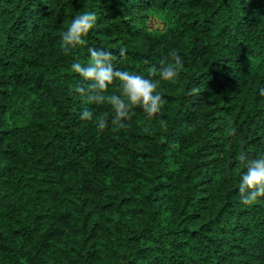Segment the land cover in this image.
<instances>
[{"label": "trees", "instance_id": "16d2710c", "mask_svg": "<svg viewBox=\"0 0 264 264\" xmlns=\"http://www.w3.org/2000/svg\"><path fill=\"white\" fill-rule=\"evenodd\" d=\"M83 12L96 25L66 54ZM90 47L145 78L177 51L156 118L97 131L111 108L71 69ZM261 89L264 0H0V264H264V197L239 196V155L264 156Z\"/></svg>", "mask_w": 264, "mask_h": 264}, {"label": "clouds", "instance_id": "9594fccd", "mask_svg": "<svg viewBox=\"0 0 264 264\" xmlns=\"http://www.w3.org/2000/svg\"><path fill=\"white\" fill-rule=\"evenodd\" d=\"M97 17L94 12H83L73 18L67 30L62 34V49L68 54L72 49L85 45V37L96 25ZM89 59L85 63L79 60L73 62L71 69L78 74L80 80L74 86L86 102L95 105L107 104L111 108V117L108 112L102 113L97 121V131L103 132L111 124L117 129L128 127L134 115V109L143 110L146 118L152 120L161 112L166 101L162 93L157 91L161 82H175L183 69V60L173 49L162 61L158 69L152 66L148 69L149 78L127 70L117 69L113 66V53L102 48H88ZM121 57L125 50L119 51ZM152 77H157L153 79ZM119 83L120 94L109 95V86ZM193 91H197L193 89ZM264 95V89L260 91ZM81 119L91 121L93 112L84 110ZM162 126L167 122L160 120ZM239 160L244 164L246 171L240 178L239 196L240 203L252 205L258 198L264 197V156L248 160L244 153L239 155Z\"/></svg>", "mask_w": 264, "mask_h": 264}, {"label": "rangeland", "instance_id": "374dc122", "mask_svg": "<svg viewBox=\"0 0 264 264\" xmlns=\"http://www.w3.org/2000/svg\"><path fill=\"white\" fill-rule=\"evenodd\" d=\"M147 24L152 30H161L163 28L161 23L152 18H149Z\"/></svg>", "mask_w": 264, "mask_h": 264}]
</instances>
